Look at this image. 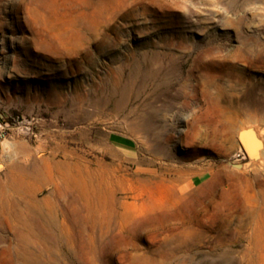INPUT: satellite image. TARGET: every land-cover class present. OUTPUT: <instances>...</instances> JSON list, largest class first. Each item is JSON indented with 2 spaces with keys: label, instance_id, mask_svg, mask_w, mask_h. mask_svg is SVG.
<instances>
[{
  "label": "rangeland",
  "instance_id": "rangeland-1",
  "mask_svg": "<svg viewBox=\"0 0 264 264\" xmlns=\"http://www.w3.org/2000/svg\"><path fill=\"white\" fill-rule=\"evenodd\" d=\"M246 129L264 0H0V264H264Z\"/></svg>",
  "mask_w": 264,
  "mask_h": 264
},
{
  "label": "bare ground",
  "instance_id": "bare-ground-1",
  "mask_svg": "<svg viewBox=\"0 0 264 264\" xmlns=\"http://www.w3.org/2000/svg\"><path fill=\"white\" fill-rule=\"evenodd\" d=\"M245 123V122H244ZM262 132V131H261ZM263 133V132H262ZM262 133H260L261 134V136H262ZM252 140L256 143V144H258V147L256 146L255 147V150H254V157L256 156V158L259 156V152L261 151L259 148H261V146L264 144V138H263V136L260 138V136L258 135V134H256L255 132H252ZM263 156V155H262ZM263 161H264V158L263 157H261V160H259V162H257V163H248V164H246V165H244L242 168L243 169H247V168H250V167H256V166H262L263 165ZM58 167H59V165H58ZM68 167V166H67ZM22 169H23V167H21ZM28 168V167H27ZM62 169V168H61ZM71 169V168H70ZM21 170V169H20ZM35 170V169H34ZM19 174V173H18ZM22 175H23V173H22ZM20 176H21V174H20ZM19 176V177H20ZM24 176H25V178L24 177H22L21 179H19V181L18 180H16L17 182H19L18 183V185H19V187H18V192H19V194L22 192V190H24L25 189V187H27L28 189H30V190H34V187L32 186V185H34V186H37L38 187V183L41 185L42 183H44V182H47L51 177H52V171H51V168L49 167V165H47V164H43V165H40L37 169H36V171L35 172H32V173H29V172H24ZM108 177V176H107ZM23 178H24V180H23ZM59 178H61V177H59ZM33 181H32V180ZM69 178H67L66 176H64L63 175V180H66V181H68L69 182V180H68ZM104 179V178H103ZM109 179V178H108ZM112 179V178H111ZM9 180H10V178H9ZM26 180H31L30 182H26ZM62 180V179H61ZM113 181V180H112ZM111 181V182H112ZM11 182V181H10ZM108 183V182H107ZM10 184H13L12 182L10 183ZM15 184V183H14ZM40 185H39V187H40ZM3 187H4V185H3ZM6 187H7V185H6ZM102 187H103V185H102ZM13 188V187H12ZM12 188H10V189H12ZM108 187H107V184H106V189H107ZM16 189V188H15ZM5 190V189H4ZM16 191V190H15ZM25 191V190H24ZM110 191V190H109ZM1 192H2V190H1ZM8 192V191H7ZM6 192V193H7ZM31 192V191H30ZM29 192V193H30ZM36 192V191H35ZM10 193H11V191H10ZM15 194H16V192H14ZM28 193V192H27ZM9 194V193H8ZM11 195V194H10ZM30 195H31V193H30ZM14 196V195H13ZM4 197V196H3ZM90 198L91 197H95V200H96V202H97V212L95 211V209H94V212H96V213H98L99 215H100V212H101V208H106V204H107V201H106V198H107V195H106V193L105 192H103V190L101 189V188H99L98 190L95 188V190H93L92 191V193H91V195L89 196ZM6 200H7V198H6V196L4 197ZM12 198V197H11ZM10 199V198H9ZM86 199H88V197L86 198ZM18 200V199H17ZM34 200V199H33ZM109 200H110V197H109ZM91 201V200H90ZM7 202V201H6ZM92 202V201H91ZM90 202V203H91ZM3 203V202H2ZM11 203V202H10ZM38 203V202H37ZM6 204V203H5ZM39 204V203H38ZM35 205V204H34ZM123 205H126V203H124ZM3 206V205H2ZM7 206V205H6ZM5 206V207H6ZM10 206H11V204H10ZM36 206H38V205H36ZM89 206V205H88ZM26 208V207H25ZM11 211V210H10ZM26 212H28V211H26ZM2 213V212H1ZM6 213V212H5ZM8 213V212H7ZM12 213V212H11ZM34 213V212H33ZM95 213V214H96ZM18 214V213H17ZM46 214V213H45ZM97 214V215H98ZM33 215V214H32ZM96 215V216H97ZM110 215V214H109ZM10 216V215H9ZM14 216V215H13ZM29 216V215H28ZM31 216V215H30ZM34 216V215H33ZM94 216V215H93ZM92 216V217H93ZM114 216V215H113ZM19 217V216H18ZM14 218V217H13ZM12 218V219H13ZM20 219V218H19ZM24 219V218H23ZM94 219H96V218H94ZM10 220H11V218H10ZM21 220V219H20ZM35 220H36V218H35ZM12 221H14V220H12ZM16 222V221H15ZM22 222V221H21ZM29 222H31V221H29ZM33 223H34V221H33ZM49 223H50V221H49ZM28 224V223H27ZM31 224V223H30ZM29 224V225H30ZM28 225V226H29ZM26 226V225H25ZM27 226V227H28ZM56 226V225H55ZM28 229H30L29 227H28ZM62 234H63V232H62Z\"/></svg>",
  "mask_w": 264,
  "mask_h": 264
},
{
  "label": "water",
  "instance_id": "water-1",
  "mask_svg": "<svg viewBox=\"0 0 264 264\" xmlns=\"http://www.w3.org/2000/svg\"><path fill=\"white\" fill-rule=\"evenodd\" d=\"M252 132L253 130L251 129L241 130L238 134V138L245 154L251 159H256V156L254 157V150L256 146L258 147V144L252 140ZM262 148H264V144L259 149L261 150Z\"/></svg>",
  "mask_w": 264,
  "mask_h": 264
}]
</instances>
